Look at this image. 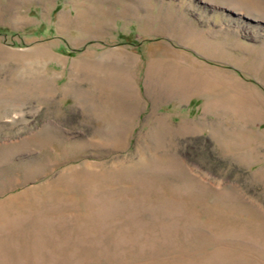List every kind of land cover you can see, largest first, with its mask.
Segmentation results:
<instances>
[{
  "label": "rangeland",
  "instance_id": "rangeland-1",
  "mask_svg": "<svg viewBox=\"0 0 264 264\" xmlns=\"http://www.w3.org/2000/svg\"><path fill=\"white\" fill-rule=\"evenodd\" d=\"M0 264H264V0H0Z\"/></svg>",
  "mask_w": 264,
  "mask_h": 264
},
{
  "label": "bare ground",
  "instance_id": "bare-ground-1",
  "mask_svg": "<svg viewBox=\"0 0 264 264\" xmlns=\"http://www.w3.org/2000/svg\"><path fill=\"white\" fill-rule=\"evenodd\" d=\"M160 60H157L156 62H155V64L156 63H158ZM254 99V98H253ZM243 104H241L243 107H248L249 106V101L247 100L246 102H242ZM230 106H232V103H230Z\"/></svg>",
  "mask_w": 264,
  "mask_h": 264
},
{
  "label": "crops",
  "instance_id": "crops-1",
  "mask_svg": "<svg viewBox=\"0 0 264 264\" xmlns=\"http://www.w3.org/2000/svg\"><path fill=\"white\" fill-rule=\"evenodd\" d=\"M123 54V52L121 53V55ZM125 56V54L123 55V57ZM192 98H190L189 100H188V103L190 102V100H191Z\"/></svg>",
  "mask_w": 264,
  "mask_h": 264
}]
</instances>
